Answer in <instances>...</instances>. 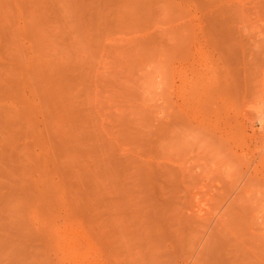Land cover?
<instances>
[{
    "label": "rangeland",
    "instance_id": "rangeland-1",
    "mask_svg": "<svg viewBox=\"0 0 264 264\" xmlns=\"http://www.w3.org/2000/svg\"><path fill=\"white\" fill-rule=\"evenodd\" d=\"M141 1L0 0V264H264V2L231 60L219 0ZM140 164L167 213L108 199Z\"/></svg>",
    "mask_w": 264,
    "mask_h": 264
},
{
    "label": "bare ground",
    "instance_id": "bare-ground-1",
    "mask_svg": "<svg viewBox=\"0 0 264 264\" xmlns=\"http://www.w3.org/2000/svg\"><path fill=\"white\" fill-rule=\"evenodd\" d=\"M138 1V0H137ZM151 1V0H150ZM149 1V2H150ZM184 1V0H183ZM185 1H187V0H185ZM215 1H217V0H215ZM261 1H263L264 2V0H261ZM260 1V2H261ZM143 3V1H141V0H139V2H136V3ZM146 2H147V0H146ZM188 2V1H187ZM189 2H192V5L193 6H196V5H198V7H201L200 5H202V7H203V5L205 4V0H190ZM209 2V1H208ZM228 3H230V4H232L231 6L232 7H234L233 9H238V5H240L241 6V4H236V2H235V4H233L232 2H230V1H224V0H219L218 1V3H217V6H218V10L220 11V15H221V17L222 18H220V16L218 17V16H214L213 18H215V19H213L212 18V16L209 18V16L207 17L208 19H210V20H207L206 22H208V21H210L209 23H211L212 22V24H213V29L214 30H217V32H219L220 31V33H223L222 31H223V29H225V32L223 33V35H221L220 36V34H218V33H215L216 31H214L213 33H212V28L211 27H209V29H210V31H211V33L212 34H216V36H217V34L219 35V37H222V36H224V34L226 33V30H228L229 31V29H227V28H230L231 27V24H230V19L229 18H231V20H233L232 18H234V17H236L237 16V14H236V16H234V14H233V16L232 17H227V14H229L230 12V10H231V6L228 4ZM259 3V2H258ZM139 4H135V5H137L138 7H139ZM209 4V3H208ZM261 4H262V2H261ZM142 5V4H141ZM136 6V7H137ZM190 6V5H189ZM206 6H208V5H206ZM206 6H204V8L206 7ZM256 6H258V5H256ZM192 7V6H191ZM202 7H201V9H202ZM254 7V6H253ZM262 6L260 5V8H261ZM245 8H247V7H244V9ZM190 9H192V8H190ZM206 9V8H205ZM205 9H202V10H205ZM255 9V8H254ZM239 10V9H238ZM238 10H237V12H238ZM242 10V9H241ZM241 10H239L240 12H241ZM246 10V9H245ZM245 10L243 11V13L245 12ZM249 10V9H248ZM253 9H251V11H252ZM260 10V9H259ZM233 11H236V10H232V13H234ZM261 11V10H260ZM175 12V11H174ZM188 12V11H187ZM214 12V11H213ZM254 12H256V11H254ZM210 13H212V12H210ZM215 13H217V10H215ZM236 13V12H235ZM262 13V12H261ZM205 15H207V14H205ZM230 15V14H229ZM238 15H241L242 16V13L241 14H239L238 13ZM250 16V15H249ZM206 18V17H205ZM238 18V17H237ZM212 19V20H211ZM244 19H245V17H244ZM205 20V19H204ZM214 20V21H213ZM250 20V19H249ZM242 21V20H241ZM246 21V20H245ZM237 22H238V19H237ZM240 23V22H239ZM208 24V23H207ZM241 24V23H240ZM253 24V23H252ZM183 26V25H182ZM210 26H212L211 24H210ZM236 26H238V24L236 25ZM246 26H248L249 27V25L247 24ZM252 26H254V25H252ZM207 27V26H206ZM235 27V26H234ZM245 27V26H244ZM243 27V28H244ZM247 27V28H248ZM258 27V26H257ZM177 28V27H176ZM253 28V27H252ZM218 29H219V31H218ZM261 29V28H260ZM249 30V29H248ZM241 31H242V29H241ZM232 32H234V34L235 33H238V30H237V32L234 30H232ZM210 33V32H209ZM231 33V32H230ZM207 34V33H206ZM211 34V35H212ZM215 34H214V36H215ZM226 34H228V33H226ZM226 34H225V36H224V38H223V41H225V40H227V41H229L230 39H231V37H232V33L231 34H229L228 36H231L230 38L228 37V36H226ZM247 34V33H246ZM187 35V34H186ZM190 36V35H189ZM213 36V35H212ZM215 36V37H216ZM238 36V35H237ZM237 36H236V38H237ZM243 36V35H242ZM214 37V38H215ZM215 38L214 40L215 41H219V39H222V38ZM225 37H226V39H225ZM228 37V38H227ZM234 37L235 36H233L232 38H233V40H231L230 42H228V44L227 43H225V44H227L228 45V47L227 48H225L227 45H225V47H223V48H221V50H223V52H224V54H225V56H230V59L234 56V58H232L231 60H234L235 59V57H237V58H239L238 57V55L240 54V58L242 57L241 56V46H240V44H241V42H238V41H236V40H234ZM256 37V36H255ZM264 38V37H263ZM198 39V38H197ZM209 41V40H208ZM227 41H225V42H227ZM258 41V40H257ZM186 42V41H185ZM220 42V41H219ZM245 42V41H244ZM256 42V41H255ZM260 42V41H259ZM188 43V42H187ZM220 43H222V42H220ZM240 43V44H239ZM246 43V42H245ZM244 43V44H245ZM222 44H224V43H222ZM243 44V45H244ZM247 45H249V43H247ZM220 46V45H219ZM222 46H224V45H222ZM260 46V45H259ZM244 47H246V46H244ZM252 47V46H251ZM254 47V46H253ZM220 48V47H219ZM257 48H259V47H257ZM239 49H240V51H239ZM259 50V49H258ZM256 51V50H255ZM218 52H219V50H218ZM222 52V53H223ZM238 52H239V54H238ZM259 52V51H258ZM262 52V51H261ZM260 52V53H261ZM246 54V56H247V52L245 53ZM264 54V53H263ZM232 55V56H231ZM237 55V56H236ZM250 55V54H249ZM224 57V56H223ZM225 58H227V57H225ZM239 58V59H240ZM229 59V58H228ZM242 59V58H241ZM246 59V58H245ZM237 60V59H236ZM23 113V112H22ZM183 115V114H182ZM181 115V116H182ZM50 119V118H49ZM48 122V121H47ZM179 122V121H178ZM181 127V126H180ZM187 127V126H186ZM179 128V127H178ZM51 129V128H50ZM179 131V130H178ZM68 132V131H67ZM53 135V134H52ZM181 135V134H180ZM57 136V135H56ZM59 136V135H58ZM77 137V136H76ZM52 138V137H51ZM55 138V137H54ZM177 139V138H176ZM179 139V138H178ZM66 143V142H65ZM56 144V143H55ZM50 145V144H49ZM54 145V144H53ZM58 145V144H57ZM113 146H114V144H113ZM50 147H52V146H50ZM56 147V146H55ZM59 147H60V145H59ZM66 147V146H65ZM65 147H64V149H65ZM117 147V146H116ZM60 149V148H59ZM61 149H63L62 148V146H61ZM60 149V150H61ZM114 149V148H113ZM56 150H58V149H56ZM60 150H58V151H56L57 153L58 152H60ZM112 151V150H111ZM176 151V150H175ZM51 152V151H50ZM49 152V153H50ZM63 152V151H62ZM71 152V151H70ZM69 152V153H70ZM55 153V152H54ZM65 153H66V151H65ZM68 153V154H69ZM190 153V152H189ZM58 154H60L61 155V153H58ZM64 154V153H63ZM110 154V153H109ZM191 154V153H190ZM57 155V154H56ZM70 155V154H69ZM113 155V154H112ZM112 155L111 156H108V157H112ZM126 155V154H125ZM55 156V155H54ZM53 156V157H54ZM61 156H64V155H61ZM60 156V157H61ZM71 156V155H70ZM118 156V155H117ZM116 157V156H115ZM127 157V156H126ZM125 157V158H126ZM62 158H64V157H62ZM122 158V157H121ZM156 158V157H155ZM12 159H13V157H12ZM11 159V160H12ZM111 159V158H110ZM109 159V160H110ZM115 158L113 157L112 158V160H110V162L108 163V165L110 164L111 165V167H110V169L112 170H110V169H108L107 168V170H110V173H111V175L114 173H120V171L119 172H117L119 169H121V168H119V167H122V169L121 170H123L124 171V169H123V167H124V162L125 161H121L122 162V164L117 160H114ZM14 160V159H13ZM12 160V161H13ZM75 160V159H74ZM71 161V160H70ZM69 161V162H70ZM106 161V160H105ZM142 161V160H141ZM66 162V161H65ZM196 162V161H195ZM72 163V162H71ZM103 163V162H102ZM101 163V164H102ZM105 163V162H104ZM74 164V163H73ZM103 165V164H102ZM106 165V164H105ZM123 165V166H122ZM138 165V164H137ZM141 166L139 167L138 166V168L136 167L135 169H137L136 171V175H134L135 176V180H134V178H133V180H134V186H135V188H133V190H131V193H132V195L129 197V199H127L126 198V191H128V189L124 192V191H122V190H119V187L116 185V183H118V185H120L119 184V180L117 181V179H118V177H117V179H116V177H114L115 179H116V181L114 180V178H113V185H110V183H109V185L110 186H115V187H111L112 188V191H111V193H115L114 195H111L110 197H108V199H113L114 197V201L112 200V201H110L111 203L112 202H125L126 203V200H129V202H128V205L132 202V204H133V206H134V208H133V210L136 208L137 209V213L139 212L141 215L142 214H145V212L146 211H148V210H150L151 208L152 209H154L153 211H157L156 212V214L158 213V212H162V211H164L165 210V212H166V208H164V207H167L168 205H167V203L169 204V198L167 197L168 196V194H167V196H165V194H166V190L164 191L162 188V190L165 192L164 194L163 193H161L160 194V192H159V190L160 189H158L157 191H155L154 189L155 188H153L154 186H155V179L153 178V174H152V172H155V169H154V171H153V168H152V166H154V165H152L151 167H149V166H146V165H142V164H140ZM156 165V164H155ZM188 165V164H187ZM59 166V165H58ZM72 166V165H71ZM130 166V165H129ZM146 166V167H145ZM73 167V166H72ZM75 167V166H74ZM73 167V168H74ZM183 167H186V166H184L183 165ZM190 167V166H189ZM75 168H77V167H75ZM98 168V167H97ZM132 168H134V166H132ZM171 168V167H170ZM174 168H176V167H174ZM131 169V168H130ZM161 169V168H160ZM80 170V169H79ZM85 170H87V169H85ZM159 170V169H158ZM158 170H157V173H158ZM166 169H164V171H165ZM82 171V170H81ZM106 171V170H105ZM133 171V170H132ZM162 171H163V169H162ZM170 171H172V170H170ZM76 172V171H75ZM85 172V171H84ZM133 172H135V171H133ZM133 172H132V175H133ZM174 172V171H173ZM202 172V171H201ZM68 173H69V171H68ZM71 173H72V171H71ZM82 173V172H81ZM106 173V172H105ZM109 173V172H108ZM156 173V174H157ZM163 173V172H162ZM165 173V172H164ZM175 173V172H174ZM179 173V172H178ZM86 174V173H85ZM84 174V175H85ZM113 174V175H114ZM159 174H160V172H159ZM159 174H157V176H159ZM176 174V177H178L177 175V173H175ZM202 174V173H201ZM97 175V174H96ZM103 175V174H102ZM112 175V176H113ZM116 175V174H115ZM114 175V176H115ZM124 175V174H123ZM165 175V174H164ZM194 175V174H193ZM99 176V175H98ZM101 176V175H100ZM107 176V175H106ZM112 176L110 177V178H112ZM131 176V175H130ZM150 176H152V177H150ZM170 176V175H169ZM197 176V175H196ZM74 177V176H73ZM78 177V176H77ZM81 177V176H80ZM86 177V176H85ZM109 177V176H108ZM167 178H168V176H166ZM175 177V176H174ZM96 178V177H95ZM109 178V179H110ZM150 178H152L153 179V181L154 182H152L153 184H154V186L152 187V185H151V183H150ZM156 178H159V177H156ZM172 178V177H171ZM77 179V178H76ZM83 179V178H82ZM119 179H122V178H119ZM130 179V178H129ZM173 179V178H172ZM172 179H171V182H172ZM184 179H186V178H184ZM249 179V178H248ZM124 181H125V179H123ZM132 180V181H133ZM168 180H170V178L168 179ZM177 180V179H176ZM251 180V179H250ZM115 181V182H114ZM122 181V180H121ZM127 181V180H126ZM130 181V180H129ZM152 181V180H151ZM164 181H165V179H164ZM163 181V182H164ZM173 181H175V180H173ZM196 181V180H195ZM131 182V181H130ZM158 182H160V181H158ZM170 182V181H169ZM101 183V182H100ZM157 183V182H156ZM173 183V182H172ZM171 183V184H172ZM226 183V182H225ZM81 184V183H80ZM112 184V183H111ZM122 184V183H121ZM162 184H164V183H162ZM161 183H160V185H162ZM167 188H170V186L169 185H171V184H169L168 182H167ZM97 185V184H96ZM106 185V184H105ZM128 185V184H127ZM132 185H133V182H132ZM173 185V184H172ZM171 185V186H172ZM100 186H102V185H100ZM130 186H131V184H130ZM165 186H166V183H165ZM175 186H176V183H175ZM103 187V186H102ZM118 187V188H117ZM125 187V186H124ZM129 187V186H128ZM155 187H157V186H155ZM97 188V187H96ZM110 188V187H109ZM122 188V187H121ZM160 188V187H159ZM164 188V187H163ZM125 189H126V187H125ZM124 189V190H125ZM157 189V188H156ZM166 189V188H165ZM170 189H172L173 190V188H170ZM243 189V188H242ZM169 190V189H168ZM96 191H97V189H96ZM106 191V190H105ZM115 191V192H114ZM130 191V190H129ZM162 191V192H163ZM178 191V190H177ZM100 193H101V191H99ZM110 192V191H109ZM157 192H159V194L157 193ZM173 192V191H172ZM106 193H108V192H106ZM124 193H125V195H124ZM169 193V192H168ZM171 193V192H170ZM109 194V193H108ZM129 194V193H128ZM177 194V193H176ZM243 194V193H242ZM172 195H175V193L174 194H172ZM178 195V194H177ZM170 196V195H169ZM176 196V195H175ZM237 196V195H236ZM173 197V196H172ZM222 197V196H221ZM239 197V196H238ZM178 198V197H177ZM180 198V197H179ZM226 198V197H225ZM130 199H131V201H130ZM175 199H176V197H175ZM183 199V198H182ZM181 199V200H182ZM174 201V200H173ZM176 201V200H175ZM180 201V200H179ZM119 202V203H120ZM182 202V201H181ZM240 202V201H239ZM119 203H115V204H119ZM173 203V202H172ZM110 204V203H109ZM113 204V203H112ZM127 204V203H126ZM135 204V205H134ZM246 204V203H245ZM248 204V203H247ZM114 205V204H113ZM167 205V206H166ZM170 205V204H169ZM176 205H178V204H175V206ZM230 205V204H229ZM233 205V204H232ZM109 206V205H108ZM112 206V205H111ZM118 206H121L120 204L118 205ZM159 206H160V209L162 210V211H160V209H159ZM180 206V205H179ZM228 206V205H227ZM117 207V206H116ZM174 207V206H173ZM184 207V206H183ZM231 207V206H230ZM234 207V206H233ZM246 207H247V205H246ZM115 208V207H114ZM123 208V207H122ZM171 209H174V208H172V207H170ZM109 209V208H108ZM124 209V208H123ZM135 209V210H136ZM140 211H139V210ZM151 209V210H152ZM158 209V210H157ZM169 209V208H168ZM184 209V208H183ZM227 209V208H226ZM247 209V208H246ZM110 211L112 210V209H109ZM119 210H121V208L120 209H118V211ZM175 210H177V209H174V211ZM178 210H179V208H178ZM185 210V209H184ZM109 211V212H110ZM117 211V212H118ZM126 211H128V210H126ZM141 211H143V212H141ZM248 211V210H247ZM113 213H114V215H116L115 213V211H112ZM111 212V213H112ZM122 212H123V210H122ZM136 212V211H135ZM149 212H152V211H149ZM149 212L147 213V214H149ZM182 212V211H181ZM191 212V211H190ZM246 212V211H245ZM245 212H243V213H245ZM248 212H250V211H248ZM125 213V212H124ZM123 213V214H124ZM127 213H130V211L129 212H127ZM132 214L131 215H133V212H131ZM164 213V212H163ZM167 213V212H166ZM173 213V212H172ZM180 213V212H179ZM226 213V212H225ZM228 213V212H227ZM119 216H120V212L119 213H117ZM147 214H145L146 215V217L147 218H145V219H148V216H150V215H152V214H150V215H147ZM160 214H162V213H160ZM159 214V215H160ZM183 214V213H182ZM234 214V213H233ZM110 215V214H109ZM122 215V214H121ZM135 215V214H134ZM173 215H175V214H173ZM180 215V214H179ZM178 215V216H179ZM184 215V214H183ZM232 215V214H231ZM111 216V215H110ZM113 216V215H112ZM161 216V215H160ZM118 216H116V218H117ZM122 217V216H121ZM120 217V218H121ZM126 217H128L127 215H126ZM153 217H155V216H153ZM180 217V216H179ZM183 217V216H182ZM192 217V216H191ZM255 217V216H254ZM111 218V217H110ZM113 218V217H112ZM151 218V217H150ZM163 218V217H162ZM167 218V217H166ZM184 218V217H183ZM182 218V219H183ZM188 218H190V217H188V215H187V218L186 219H188ZM224 218V217H223ZM133 219V218H132ZM144 219V220H145ZM175 219V218H174ZM186 219H183V220H186ZM195 219V221H196V219H197V217L196 218H194ZM194 219H193V221H194ZM204 219V218H203ZM122 220H124V219H122ZM131 220V219H130ZM136 220V219H135ZM134 220V221H135ZM150 220V219H149ZM148 220V221H149ZM152 220V219H151ZM157 220V219H156ZM191 220V219H190ZM129 221V220H128ZM132 221V220H131ZM192 221V222H193ZM201 221H202V219H201ZM125 222H127V221H125ZM124 222V223H125ZM142 222V221H141ZM186 222V221H185ZM206 222H207V219H206ZM188 223V222H187ZM190 223V222H189ZM202 223V222H201ZM204 223V222H203ZM226 223V222H225ZM254 223V222H253ZM120 224V223H119ZM136 224V223H135ZM144 224V223H143ZM192 224V223H191ZM131 225V224H130ZM141 225V224H140ZM160 225V224H159ZM220 225V224H219ZM135 226V225H134ZM146 226V225H145ZM196 226V225H195ZM142 227H144V226H142ZM127 228V227H126ZM129 228H131L130 226H129ZM135 228H138V227H135ZM140 228H141V226H140ZM242 228V227H241ZM128 229V228H127ZM116 230H119V229H116ZM124 230H126V229H124ZM144 230H145V228H144ZM144 230H143V232H144ZM150 230V229H149ZM114 231H115V229H114ZM124 232V231H123ZM126 232V231H125ZM146 232V231H145ZM120 234V233H119ZM144 234V233H143ZM150 234V233H149ZM121 235H123L122 233H121ZM246 235V234H245ZM116 236H117V234H116ZM115 236V237H116ZM124 236V235H123ZM142 236V235H141ZM254 236V235H253ZM145 237V236H144ZM255 238V237H254ZM113 239V238H112ZM126 239H124V241H125ZM195 240V239H194ZM144 241H146V240H144ZM148 241V240H147ZM148 245V244H147ZM256 246V245H255ZM150 247H152V246H150ZM142 248V247H141ZM144 248V247H143ZM142 249H140V251H141ZM143 250H145V249H143ZM139 251V252H140ZM256 251V250H255ZM246 252V251H245ZM150 253V252H149ZM141 254V253H140ZM142 254H144V253H142ZM116 255H117V253H116ZM146 255V254H145ZM236 255V254H235ZM139 256V255H138ZM243 256H245V255H243ZM242 256V257H243ZM261 256V255H260ZM259 256V257H260ZM149 258V257H148ZM116 259V258H115ZM134 259V258H133ZM135 261H136V258L134 259ZM138 260V259H137ZM237 260V259H236ZM118 262V261H117ZM256 262V261H255ZM238 264V263H237ZM257 264H259V263H257Z\"/></svg>",
    "mask_w": 264,
    "mask_h": 264
},
{
    "label": "built area",
    "instance_id": "built-area-1",
    "mask_svg": "<svg viewBox=\"0 0 264 264\" xmlns=\"http://www.w3.org/2000/svg\"><path fill=\"white\" fill-rule=\"evenodd\" d=\"M263 85H264V79H263Z\"/></svg>",
    "mask_w": 264,
    "mask_h": 264
}]
</instances>
